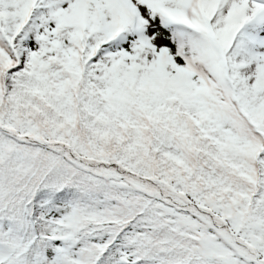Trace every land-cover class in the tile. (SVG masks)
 I'll return each mask as SVG.
<instances>
[{
  "label": "snow or ice",
  "instance_id": "1",
  "mask_svg": "<svg viewBox=\"0 0 264 264\" xmlns=\"http://www.w3.org/2000/svg\"><path fill=\"white\" fill-rule=\"evenodd\" d=\"M0 264H264V0H0Z\"/></svg>",
  "mask_w": 264,
  "mask_h": 264
}]
</instances>
